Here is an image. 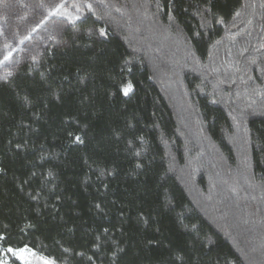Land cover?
Wrapping results in <instances>:
<instances>
[{"label": "trees", "instance_id": "16d2710c", "mask_svg": "<svg viewBox=\"0 0 264 264\" xmlns=\"http://www.w3.org/2000/svg\"><path fill=\"white\" fill-rule=\"evenodd\" d=\"M76 2V26L108 40L83 34L0 84V248L40 264H264V0H107L95 25ZM125 60L127 97L108 87Z\"/></svg>", "mask_w": 264, "mask_h": 264}, {"label": "rangeland", "instance_id": "374dc122", "mask_svg": "<svg viewBox=\"0 0 264 264\" xmlns=\"http://www.w3.org/2000/svg\"><path fill=\"white\" fill-rule=\"evenodd\" d=\"M77 0H0V60L4 55L11 53L7 65H14L12 75L6 76L7 68L0 65V84L10 80L22 67L36 64L47 52H60L70 48L81 35H86L88 29L81 30L76 24L79 21H70L64 16H48L47 8L34 10V5L38 2L47 5L65 3V11L71 15H78L73 5L79 4ZM81 7V6H80ZM37 11L42 15L38 16ZM47 17V22L32 31L35 23ZM58 23L64 25L63 31H53ZM15 33V35H13ZM53 39H49V36ZM25 36L28 39L21 44L20 40ZM11 47H8V46ZM35 61V62H34ZM0 248V264H11L16 260L22 264H40L41 259L36 252L28 247L21 249ZM45 260V259H43ZM48 262V260H45ZM50 263V261H49Z\"/></svg>", "mask_w": 264, "mask_h": 264}, {"label": "snow or ice", "instance_id": "6c2138e0", "mask_svg": "<svg viewBox=\"0 0 264 264\" xmlns=\"http://www.w3.org/2000/svg\"><path fill=\"white\" fill-rule=\"evenodd\" d=\"M80 2L83 4V7L86 8L89 13H91L92 17H94V20L92 21L93 25H95L97 21H100L104 18V15L106 13H98L97 9H106L108 7L107 0H91V2H86V0H80ZM156 4H157V8L159 9L161 7L159 0H156ZM33 7H34V10L47 8L48 16H54V15L64 16L70 21H82V23H84V24L88 23V18L84 17V14L81 12V7L78 5H73V7H75L76 13H78V15H75V16H73L69 12L65 11V3L64 2H61V3L56 4L54 6H52V5L46 6L45 4L38 2ZM37 15L40 16L42 14L37 11ZM237 15H239V13H237ZM170 19H172V17H170ZM46 22H47V17H43L42 19L39 20L38 23L34 24V26L32 27L31 30L36 31L39 27H41ZM216 23H223V21L217 20ZM209 24H210L209 21L202 20L200 27L205 28ZM169 29L172 30L171 24L169 25ZM63 30H64V25L62 23H58L55 26V28L53 29V31H57V32L63 31ZM85 34L89 37H95L99 44L105 43L109 38L108 29L104 26L88 28L86 30ZM13 35H15V33ZM200 37H201V33L195 32L192 37H184V42L186 44H190L191 41L199 39ZM28 38H29L28 36H25L23 39L20 40V43L23 44L24 40L28 39ZM53 38H54L53 36H51V35L49 36V39H53ZM8 47H11V46L9 45ZM259 50L260 49H258V51ZM245 51H247V49H245ZM187 56L190 57L193 61L198 62L197 57H196V52H195V49L193 47L190 46L187 48ZM10 57H11V53H8V54L4 55L2 60H0V65H5L7 68V71L5 73L6 76L12 75V69L14 67V65H7L6 64V62H8L10 60ZM251 63L255 64L256 60L253 58L251 60ZM132 72H133V61L132 60H125L123 65L120 67V77L118 79L112 80V82L108 85V87L113 90V92H112L113 95H116L117 93H122L123 96L127 97V96H129L130 93L133 92L134 86L131 83V81L130 80L126 81L124 79L125 74L130 75ZM213 87L215 88V85H213ZM211 103L215 104V103H217V101L215 99H213L211 101ZM68 135L72 136L73 134L71 132H69ZM75 141L78 143H81V144L84 142L83 139L81 138V136H79V135L75 136ZM142 143L143 142L141 141V144ZM127 151L131 155L140 156V152L137 150V144L135 142V138L132 140H129L127 142ZM137 167H140V165L137 164ZM97 207H99V205H97ZM181 215H182V213H181ZM105 231H107V229H105ZM149 243H151V241H149ZM8 251L12 252L13 250L11 248H9ZM119 251H123V249H119ZM176 259L181 261V264H182V262H183L182 256L177 255ZM46 264H47V262H46Z\"/></svg>", "mask_w": 264, "mask_h": 264}]
</instances>
